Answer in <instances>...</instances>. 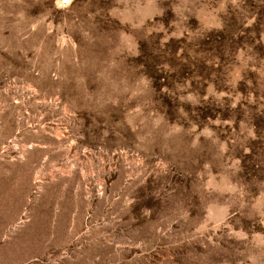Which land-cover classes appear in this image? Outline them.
Wrapping results in <instances>:
<instances>
[{
	"label": "rangeland",
	"instance_id": "1",
	"mask_svg": "<svg viewBox=\"0 0 264 264\" xmlns=\"http://www.w3.org/2000/svg\"><path fill=\"white\" fill-rule=\"evenodd\" d=\"M0 264H264V0H0Z\"/></svg>",
	"mask_w": 264,
	"mask_h": 264
}]
</instances>
